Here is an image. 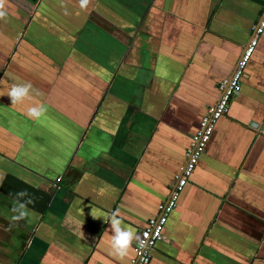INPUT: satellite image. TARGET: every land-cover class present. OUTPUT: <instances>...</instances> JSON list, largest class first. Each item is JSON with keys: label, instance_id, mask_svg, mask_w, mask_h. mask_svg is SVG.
Wrapping results in <instances>:
<instances>
[{"label": "crops", "instance_id": "crops-1", "mask_svg": "<svg viewBox=\"0 0 264 264\" xmlns=\"http://www.w3.org/2000/svg\"><path fill=\"white\" fill-rule=\"evenodd\" d=\"M0 20V264H129L264 0H7ZM31 83V101L7 93ZM44 105L39 119L26 115ZM62 177L58 181V177ZM27 190L30 216L12 217ZM27 199L21 198V200ZM149 264H264V32Z\"/></svg>", "mask_w": 264, "mask_h": 264}, {"label": "built area", "instance_id": "built-area-1", "mask_svg": "<svg viewBox=\"0 0 264 264\" xmlns=\"http://www.w3.org/2000/svg\"><path fill=\"white\" fill-rule=\"evenodd\" d=\"M263 32L264 16L254 26L253 37L246 46L233 75L221 85L222 95L219 101L211 106L203 116L200 128L193 136L191 146L187 151L186 163L182 166L176 178L169 199L159 204L158 214L149 218L147 225L140 231L139 237L143 241V246H140V243L136 241V253L129 264H149L157 243L167 239L164 230L169 216L177 208L181 192L194 174L202 155L207 150L218 121L228 113L232 100L241 92L243 77L257 48L259 35ZM61 179V176L57 178L58 181H61Z\"/></svg>", "mask_w": 264, "mask_h": 264}, {"label": "clouds", "instance_id": "clouds-1", "mask_svg": "<svg viewBox=\"0 0 264 264\" xmlns=\"http://www.w3.org/2000/svg\"><path fill=\"white\" fill-rule=\"evenodd\" d=\"M89 2L90 0H80L81 8H86ZM6 4L7 0H0V20L7 21L8 10ZM31 88V83L14 85L7 95L11 98L13 105L23 104L25 101L32 100V96L30 95ZM46 112L47 108L41 104L29 107L26 115L31 119L39 120ZM2 180L3 177L0 176V182ZM16 196L17 199L13 202L12 211L18 214L12 217L13 221H19L29 217L30 211L27 205L34 203L27 190L18 192ZM25 197L27 199L21 200V198ZM110 226L113 233L111 240L113 255L123 259L128 255L134 241H138L140 246H143V241L140 240V237L131 228L122 226V217H120L118 210L111 215Z\"/></svg>", "mask_w": 264, "mask_h": 264}]
</instances>
